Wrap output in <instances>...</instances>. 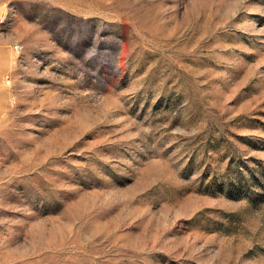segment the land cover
Returning <instances> with one entry per match:
<instances>
[{
  "label": "rangeland",
  "instance_id": "obj_1",
  "mask_svg": "<svg viewBox=\"0 0 264 264\" xmlns=\"http://www.w3.org/2000/svg\"><path fill=\"white\" fill-rule=\"evenodd\" d=\"M0 264H264V0H0Z\"/></svg>",
  "mask_w": 264,
  "mask_h": 264
},
{
  "label": "built area",
  "instance_id": "obj_2",
  "mask_svg": "<svg viewBox=\"0 0 264 264\" xmlns=\"http://www.w3.org/2000/svg\"><path fill=\"white\" fill-rule=\"evenodd\" d=\"M6 81L9 83V82H10V79L7 77V78H6Z\"/></svg>",
  "mask_w": 264,
  "mask_h": 264
}]
</instances>
